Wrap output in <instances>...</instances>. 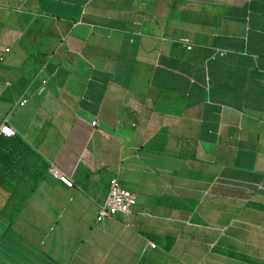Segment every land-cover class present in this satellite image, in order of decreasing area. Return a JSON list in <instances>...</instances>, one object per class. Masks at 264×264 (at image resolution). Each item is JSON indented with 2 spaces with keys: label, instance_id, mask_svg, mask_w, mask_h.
Returning <instances> with one entry per match:
<instances>
[{
  "label": "crops",
  "instance_id": "0c3cea01",
  "mask_svg": "<svg viewBox=\"0 0 264 264\" xmlns=\"http://www.w3.org/2000/svg\"><path fill=\"white\" fill-rule=\"evenodd\" d=\"M0 57V124L73 183L0 168V264H264V0H0Z\"/></svg>",
  "mask_w": 264,
  "mask_h": 264
},
{
  "label": "built area",
  "instance_id": "2783aa9c",
  "mask_svg": "<svg viewBox=\"0 0 264 264\" xmlns=\"http://www.w3.org/2000/svg\"><path fill=\"white\" fill-rule=\"evenodd\" d=\"M179 43L186 50L191 49V44L188 39L182 38L179 40ZM5 52H8V50H5ZM1 60L2 58L0 57V61ZM26 102V99L22 98L20 101L15 103L14 108L24 106ZM91 124L94 127L96 122L94 121ZM0 134L5 137L14 136V132L7 125L6 119L0 124ZM47 173L66 187H73L72 181L62 174L55 166L49 165L47 168ZM136 203V196L130 191L123 189L116 178H111L108 181L105 200L96 211L95 221L97 223H102L113 219H123L132 213ZM150 246L155 247V245L152 243H150Z\"/></svg>",
  "mask_w": 264,
  "mask_h": 264
},
{
  "label": "trees",
  "instance_id": "16d2710c",
  "mask_svg": "<svg viewBox=\"0 0 264 264\" xmlns=\"http://www.w3.org/2000/svg\"><path fill=\"white\" fill-rule=\"evenodd\" d=\"M0 168L20 173L21 179L17 185L22 183L25 176H29L34 187L48 165L19 137L0 134Z\"/></svg>",
  "mask_w": 264,
  "mask_h": 264
}]
</instances>
